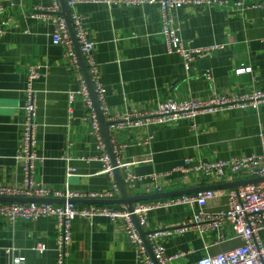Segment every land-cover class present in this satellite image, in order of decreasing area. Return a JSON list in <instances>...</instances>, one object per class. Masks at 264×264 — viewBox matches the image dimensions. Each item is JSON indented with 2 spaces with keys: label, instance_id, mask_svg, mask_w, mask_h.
Here are the masks:
<instances>
[{
  "label": "crops",
  "instance_id": "1",
  "mask_svg": "<svg viewBox=\"0 0 264 264\" xmlns=\"http://www.w3.org/2000/svg\"><path fill=\"white\" fill-rule=\"evenodd\" d=\"M228 1L227 6L188 5L170 13L172 25L178 30L185 49L221 47L195 58L188 72L179 55L167 52L157 5L76 4L69 16L75 14L83 19L94 43L93 56L109 113L123 116L154 111L166 100L236 98L255 91L264 94L263 12L253 7L259 0H244L241 7L234 5L236 0ZM0 5L5 8L0 13V24L5 30L0 38V187L24 188V170L14 158L26 120L28 69L37 64L41 68L39 78L32 83L33 122L36 126L35 153L42 161L35 164L34 180L59 192L67 189L94 193L109 191L112 180L102 173L96 136L85 120L86 109L79 97L73 103L74 120L68 126V92L77 89V81L64 57V48L52 44L54 24L32 18L35 8L50 7L52 0H13L11 5L0 0ZM242 67L249 68V72L236 74ZM206 73L211 75V81L206 80ZM147 133L153 136L150 144L138 145L136 142ZM114 135L119 144L126 146L121 154L122 162L131 163L146 155L152 160L131 168L135 175L146 179L138 181L135 190H129L124 184L128 196L151 195L144 194V188L154 184L152 174H168L158 181L163 186L182 180V186L166 189V192L229 184L246 179L196 185L189 177L174 171L184 165L186 159L192 160L191 165H197L260 155L264 103L256 109L216 111L170 126L150 127L147 131L126 129ZM66 154L72 157L70 166L75 169L70 179L62 159ZM79 158L97 160L86 162ZM119 173L123 180V172ZM219 191L222 190L213 191L216 196L206 202L204 211L215 213L226 209L227 199L218 195ZM119 198L118 190L113 200ZM52 204L64 202L53 199ZM192 216L193 212L185 207L156 210L147 215L141 228L147 233L177 226L188 222ZM57 236V221L53 217L35 222L18 221L14 226L0 217V264H11L12 258L17 256L25 259L23 264H56ZM225 236V241L217 245H213L217 238L214 232L203 239L192 231L158 242L164 246L167 256L188 253L172 264H194L206 253L216 255L242 245L233 230L226 229ZM261 237L264 240V232ZM37 244L44 245L46 250L43 253L35 251ZM68 264L142 263L127 238L122 220L95 217L90 226L77 217L71 222Z\"/></svg>",
  "mask_w": 264,
  "mask_h": 264
},
{
  "label": "built area",
  "instance_id": "2",
  "mask_svg": "<svg viewBox=\"0 0 264 264\" xmlns=\"http://www.w3.org/2000/svg\"><path fill=\"white\" fill-rule=\"evenodd\" d=\"M9 5L13 0H5ZM122 3L126 6H136L144 4L157 5L160 10L162 31L161 36L167 47L169 54L179 55L183 61L186 71L190 69V63L201 55H207L221 49L219 46L206 47L202 49H185L184 43L178 36V30L173 27L170 13L188 5H215L227 6L228 0H66L65 5L70 12L79 3ZM244 0H236L234 5L243 6ZM263 12L264 20V0H259L253 5ZM5 8L0 5V13ZM32 18L41 22H52L54 32L52 44L64 48V57L69 63L70 69L76 74L77 89L68 92V126L74 120L73 103L79 97L83 103L87 120L96 136L97 149L101 153L98 161L103 163V174L108 175L112 180L109 191L103 193L75 192L65 190L59 192L45 188L41 183L34 180V167L38 161H42L35 153V132L36 126L33 122L35 102L32 83L39 78L40 66L35 64L29 67L27 84L25 89L26 99L24 110L26 120L22 132L21 144L15 155V161L24 170V188L0 187V198H21V199H62L64 204L53 205L50 203H0V217L14 226L18 221L35 222L40 218L53 217L57 221V261L56 264H68L69 246L71 240V222L80 217L90 226L95 217H105L112 221L122 220L125 223L127 238L137 252L138 259L142 264H154L148 255V251L133 221L137 219L140 227L146 223L147 215L156 210H169L173 207H185L193 212L192 218L177 226H166L160 229L147 232L146 240L150 245L153 256L157 264H172L173 261L185 258L188 253L178 252L172 256H167L165 248L158 242L159 239H168L176 235L187 232H196L203 239L208 234L217 233V238L213 245L225 241L226 229L235 232L237 238L241 239L242 245L216 255L206 253L194 264H264V240L261 237L264 232V181L240 186L230 189L227 192L219 191L218 195L227 199L226 209L215 213L203 210L207 201L213 199L216 193L213 191H203L192 195L141 202L133 205L132 211L126 208L115 209L109 206H79L76 201H110L114 199L115 193L119 190L115 182V171L123 172V184L129 190H135L138 181L145 180L146 177L135 175L131 168L135 165L151 163L150 155L131 163L122 162L121 154L125 149L124 144H119L114 133L126 129L137 128L138 130H148L150 127H164L176 124L184 120H192L198 115L208 114L216 111H223L236 108L256 109L264 103V94L255 91L250 94L241 95L236 98L215 96L206 101H184L176 102L166 100L156 110L143 113L127 114L115 116L109 113L105 104V89L102 86L98 67L93 56L94 43L88 31L84 27L83 19L75 14L69 16L74 32V38L78 45L83 62L87 67L88 77L93 88L95 100L99 106V111L103 117L111 146L114 166L111 163L107 147L101 133V126L95 109L87 81L82 72L81 64L77 52L74 48L67 24L61 15V8L58 0H52L50 7L35 8ZM3 24V23H2ZM5 30L0 24V38L4 36ZM249 68H240L236 74L240 75L249 72ZM207 81H211V75L205 74ZM153 136L149 133L143 139L136 142L140 146H148ZM62 159L66 162V176L68 179L74 176L75 169L70 166L73 161L68 154ZM80 161L90 162L96 158H79ZM192 160L186 159L185 164L177 167L174 172H178L189 177L196 185H207L213 181L222 183L225 181L239 179H255L264 177V137H262V152L260 155L249 157H233L227 161L205 162L191 165ZM168 174H152L151 179L154 184L144 188V194H161L166 189L182 186L183 182L175 181L173 184L163 186L158 183L159 179ZM165 187V188H164ZM198 208V210H196ZM208 248L206 247L205 250ZM34 250L43 253L46 248L42 244H37ZM24 258L17 256L12 258L11 264H23Z\"/></svg>",
  "mask_w": 264,
  "mask_h": 264
},
{
  "label": "water",
  "instance_id": "3",
  "mask_svg": "<svg viewBox=\"0 0 264 264\" xmlns=\"http://www.w3.org/2000/svg\"><path fill=\"white\" fill-rule=\"evenodd\" d=\"M65 1L66 0H59L60 6H61V15L63 16V18L66 21L71 39H72L73 44H74V48H75L77 55L79 57L82 72L85 76L89 90L91 92L92 99L94 101V105H95V109H96L97 116L99 119V123L101 126V132H102V135L104 138V142L106 144L107 151H108V154H109L110 159H111V163L114 166V157L112 156V151H111V146L109 144L106 125H105L103 117L99 111V106L95 100L93 88H92V85L90 83V79H89L88 73H87V67L85 66V64L83 62L82 56H81L79 49H78V45H77L75 38H74V32H73L71 22L69 19V11L66 8ZM115 177H116L118 188L120 191V198L119 199L110 200V201H98V200H89V201H85V202L76 201V204L83 203V204L89 205V206H92V205H96V206H124L128 212H131L132 211V205L135 203L151 201V200H162V199L180 197V196H185V195H192V194H196V193L203 192V191H209V190L210 191H216V190L235 189V188H238L240 186H244V185H248V184H255V183H259V182L264 181V177H263V178H255V179H248V180H239V181H235L233 183L223 184V185L200 186V187H195L192 189L169 191V192H165V193H161V194H151V195H142V196H128L118 170L115 171ZM6 202L7 203L18 202V203H50V204H52L53 199L40 200V199H21V198H0V203H6ZM133 221H134V223L137 227V230H138V232H139V234H140V236L144 242V245L147 248V251H148V254H149L151 260L154 262V264H157V262L154 259L150 245L146 240L147 233L145 231H143V229L140 227V225L138 224L137 219L135 217H133Z\"/></svg>",
  "mask_w": 264,
  "mask_h": 264
},
{
  "label": "trees",
  "instance_id": "4",
  "mask_svg": "<svg viewBox=\"0 0 264 264\" xmlns=\"http://www.w3.org/2000/svg\"><path fill=\"white\" fill-rule=\"evenodd\" d=\"M113 208L118 209L119 207H118V206H115V207H113Z\"/></svg>",
  "mask_w": 264,
  "mask_h": 264
}]
</instances>
